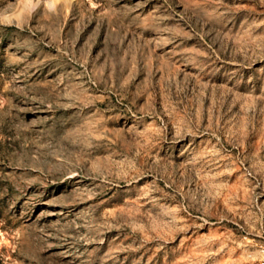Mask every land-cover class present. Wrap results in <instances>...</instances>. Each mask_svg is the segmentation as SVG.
I'll return each mask as SVG.
<instances>
[{"label": "rangeland", "instance_id": "1", "mask_svg": "<svg viewBox=\"0 0 264 264\" xmlns=\"http://www.w3.org/2000/svg\"><path fill=\"white\" fill-rule=\"evenodd\" d=\"M0 264H264V0H0Z\"/></svg>", "mask_w": 264, "mask_h": 264}, {"label": "clouds", "instance_id": "2", "mask_svg": "<svg viewBox=\"0 0 264 264\" xmlns=\"http://www.w3.org/2000/svg\"><path fill=\"white\" fill-rule=\"evenodd\" d=\"M28 3H31V0H28Z\"/></svg>", "mask_w": 264, "mask_h": 264}]
</instances>
